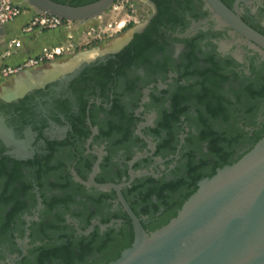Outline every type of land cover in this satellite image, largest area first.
I'll return each instance as SVG.
<instances>
[{
    "label": "flooded vegetation",
    "instance_id": "flooded-vegetation-1",
    "mask_svg": "<svg viewBox=\"0 0 264 264\" xmlns=\"http://www.w3.org/2000/svg\"><path fill=\"white\" fill-rule=\"evenodd\" d=\"M141 1L112 50L1 85L0 264L115 260L135 232L105 186L152 232L264 137V48L206 0ZM221 1L264 35V0Z\"/></svg>",
    "mask_w": 264,
    "mask_h": 264
},
{
    "label": "water",
    "instance_id": "water-1",
    "mask_svg": "<svg viewBox=\"0 0 264 264\" xmlns=\"http://www.w3.org/2000/svg\"><path fill=\"white\" fill-rule=\"evenodd\" d=\"M36 12L85 23L108 10L115 0L82 5L54 0H26ZM227 24L264 48V35L227 8L206 0ZM3 33V28H0ZM85 61L79 62V66ZM115 188L134 226V241L121 255L102 264H264V137L238 161L201 180L162 227L147 232Z\"/></svg>",
    "mask_w": 264,
    "mask_h": 264
},
{
    "label": "rangeland",
    "instance_id": "rangeland-1",
    "mask_svg": "<svg viewBox=\"0 0 264 264\" xmlns=\"http://www.w3.org/2000/svg\"><path fill=\"white\" fill-rule=\"evenodd\" d=\"M13 1L18 2L20 0ZM23 5L25 6V12L30 13L31 15L36 12L27 2L23 3ZM142 5L144 4L141 0H115V3L101 15L85 23L73 21L71 24L74 31L73 41L68 47L61 50L59 55L54 58L46 59L43 63L37 66L22 68L13 73H5L4 69L8 67L20 68L23 65V62L17 65L7 63V60L11 57V54L8 52L10 51L8 45L11 40L3 38L0 40V87L5 83L16 82L17 77L26 71L40 70V68L50 67L55 64L61 65L68 61L70 62L82 52L93 49L97 50V52L98 50L99 52L112 50L114 46L124 39L123 37L131 33V29L137 24L134 20L138 18L137 16L139 14L137 10ZM14 20H11L9 23ZM9 23H6L2 27L8 26ZM121 23L125 25V27L129 25L130 30L125 31V27L121 29ZM76 64L74 65L76 66Z\"/></svg>",
    "mask_w": 264,
    "mask_h": 264
},
{
    "label": "crops",
    "instance_id": "crops-1",
    "mask_svg": "<svg viewBox=\"0 0 264 264\" xmlns=\"http://www.w3.org/2000/svg\"><path fill=\"white\" fill-rule=\"evenodd\" d=\"M31 17L30 13L24 12L5 27L3 38L17 39L19 42L17 46L13 45L12 48L8 46L11 57L7 60V63L11 65H17L29 57L39 56L45 49H64L73 41L74 31L72 27L24 33L22 29Z\"/></svg>",
    "mask_w": 264,
    "mask_h": 264
},
{
    "label": "built area",
    "instance_id": "built-area-1",
    "mask_svg": "<svg viewBox=\"0 0 264 264\" xmlns=\"http://www.w3.org/2000/svg\"><path fill=\"white\" fill-rule=\"evenodd\" d=\"M23 3H26V0H20L14 2L13 0H1L0 5V26H4L6 23H9L11 20L18 18L23 12H25V6ZM73 21L63 19L59 16L51 15L48 13L34 12L29 22L22 29L24 33H30L33 31H45L53 30L60 27H71ZM17 39H12L9 42V48H12L13 45H18ZM10 50V49H9ZM62 48L55 49H45L44 52L36 57H29L27 60L23 61V65L20 68L8 67L4 69L5 73L17 72L22 68H28L37 66L43 63L46 59L54 58L55 56L61 53ZM10 53V51H8Z\"/></svg>",
    "mask_w": 264,
    "mask_h": 264
},
{
    "label": "bare ground",
    "instance_id": "bare-ground-1",
    "mask_svg": "<svg viewBox=\"0 0 264 264\" xmlns=\"http://www.w3.org/2000/svg\"><path fill=\"white\" fill-rule=\"evenodd\" d=\"M121 26L123 27V24L121 23ZM115 47V46H114ZM99 53V50H90L86 52L80 53L77 57L73 58L70 62L63 63L61 65H52L50 67L40 68L38 71H26L22 74H20L15 83V88L21 89L24 86L27 85H37L39 83L45 82L47 79L53 77L54 73H57L60 69H66L71 66H73L76 63H79L81 61L90 60L92 59L96 54ZM77 65V64H76ZM75 66V65H74ZM74 68V67H72ZM4 90V89H3Z\"/></svg>",
    "mask_w": 264,
    "mask_h": 264
},
{
    "label": "trees",
    "instance_id": "trees-1",
    "mask_svg": "<svg viewBox=\"0 0 264 264\" xmlns=\"http://www.w3.org/2000/svg\"><path fill=\"white\" fill-rule=\"evenodd\" d=\"M54 1H56V0H54ZM57 2H59V1H57ZM59 3L66 4V3H64V2H59ZM82 4H85V3L77 2V3H75L74 5H82ZM71 5H73V4H71ZM181 204H182V203H181ZM182 205H183V204H182ZM182 205H181V206H182ZM180 208H181V207H180ZM180 208H179V209H180ZM176 214H177V212H174V213L172 214V217L176 216ZM172 217H171V218H172ZM169 220H170V219H167V220L165 221V223L167 224V223L169 222Z\"/></svg>",
    "mask_w": 264,
    "mask_h": 264
}]
</instances>
